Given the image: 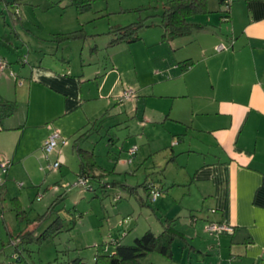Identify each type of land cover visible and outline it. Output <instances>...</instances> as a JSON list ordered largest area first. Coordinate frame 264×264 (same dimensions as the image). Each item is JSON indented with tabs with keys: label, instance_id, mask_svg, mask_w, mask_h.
Wrapping results in <instances>:
<instances>
[{
	"label": "rangeland",
	"instance_id": "374dc122",
	"mask_svg": "<svg viewBox=\"0 0 264 264\" xmlns=\"http://www.w3.org/2000/svg\"><path fill=\"white\" fill-rule=\"evenodd\" d=\"M164 1L92 0L87 9L78 11L68 0H0V93L16 99L17 104L14 113L3 120L11 128L0 132V162L8 161L6 172L0 167V264L12 259L10 252L17 246L24 247L22 264H62L64 258L74 256L92 264L97 252H113L112 238L130 243L146 229L157 233L164 216H174L182 234L172 241L171 256L151 251L141 264L228 262L227 250L219 246L226 236L205 228L210 222L207 209L191 213L187 204L194 197L192 191L178 199L181 187L177 183L186 182L196 165L219 153L189 125L207 117L191 111L196 90L209 89L213 82L206 62L195 61L189 73L176 67L177 59L188 52L201 55L198 33L164 39L159 24ZM204 15L194 14L190 20H205ZM208 15H212L209 24L216 23L217 30H223L227 22L220 21L216 12ZM141 20L152 24L140 27L137 40L107 45L110 27ZM78 27L86 34L56 41V32ZM35 60L54 69L68 64L73 73L81 74L86 100L67 111L64 105L49 108V101L57 99L41 90H33L30 97L28 80L18 74H25ZM112 68L114 72L99 90L104 74L94 76ZM114 80L113 93H107ZM126 89L134 96L119 101V93ZM198 107L194 105V110ZM97 118V129L81 145L93 150L95 172L104 173L100 178L108 182L105 186L92 179L85 184L80 181L71 145L73 137ZM54 129L66 143L56 145L45 159L41 144ZM132 145L137 149L128 162ZM57 150L65 153V160L54 169L48 163L57 159ZM144 180L155 189L161 183L167 192L152 197L150 188L146 191L138 186L136 192H129L122 184L137 185ZM13 195L20 197L26 219H16ZM54 199V209L48 211ZM56 215L61 229L42 234ZM31 229L36 236L16 246L18 231Z\"/></svg>",
	"mask_w": 264,
	"mask_h": 264
},
{
	"label": "crops",
	"instance_id": "0c3cea01",
	"mask_svg": "<svg viewBox=\"0 0 264 264\" xmlns=\"http://www.w3.org/2000/svg\"><path fill=\"white\" fill-rule=\"evenodd\" d=\"M211 1H206L209 12L200 13L206 14V19L194 21L204 25L194 30L199 36L196 42L201 55L188 52L177 59L176 67L181 71L189 70V73L194 71L195 61L206 62L213 82L209 89L196 90L197 100L191 111L207 117L202 122L195 120L197 124L189 122V125L200 132L197 134L201 135V141L210 142L219 154L203 159L192 169L186 182L177 183L181 187L178 199L192 191L194 197L187 204L192 214L206 208L210 221L233 227L231 232L219 233L226 236L219 245L228 252L226 264H264V0H229V18L224 20L227 23L223 30H217L216 23L210 25L207 21L212 12L223 21L219 2ZM221 41L227 44L222 43L224 47L216 49ZM35 61L27 71L25 68V74H18L21 79L28 80L30 97L33 90H41L47 97L57 99L49 101V108L64 105L67 111L86 100L81 83L84 79L81 74L69 70L68 64L54 69ZM181 61L191 64L183 68L177 64ZM113 72L112 68L102 74L94 73L97 74L94 77L104 74L97 87L99 90ZM20 83L26 84L22 80ZM115 86L116 80L107 93L112 94ZM194 105H199L197 110ZM54 113L57 115L58 110ZM4 126L6 128H1L0 123V132L11 128ZM59 152L65 160V153L57 150ZM157 189L159 193L167 192L161 183Z\"/></svg>",
	"mask_w": 264,
	"mask_h": 264
},
{
	"label": "trees",
	"instance_id": "16d2710c",
	"mask_svg": "<svg viewBox=\"0 0 264 264\" xmlns=\"http://www.w3.org/2000/svg\"><path fill=\"white\" fill-rule=\"evenodd\" d=\"M92 0H68L70 4H73L78 11H83L90 6ZM207 0H165L162 3V10L160 13V25L163 28L162 37L169 40L173 36L187 35L194 30L201 29L204 25L199 22H194L190 20L194 14L198 13H208V3ZM219 2L220 19L227 20L229 18V0H217ZM152 23H144L142 20L137 22H132L124 26L110 27L109 33H111V38L109 39L107 45H113L120 42H131L137 40L139 36V29L142 26L150 25ZM86 34L82 27L66 31V32H56V41L69 40L76 37H82ZM183 68H187L191 64L190 61H181L177 63ZM177 65V66H178ZM17 108L16 99L5 98L0 95V123L1 128H6L3 124V120L11 116ZM101 118V117H100ZM99 118V119H100ZM98 122V118L92 122V125L76 134L71 142L72 147L76 151L78 159V175L80 177H85L87 180H94L102 185H107V181H101L102 172H95L96 170V159L93 150L84 148L81 145L85 137L93 132ZM99 124V123H98ZM113 171V170H112ZM128 188L129 192H136L138 186H142L146 191L150 188L149 181H142L137 185H127L122 183ZM153 186V185H152ZM92 187V186H91ZM93 189V187H92ZM158 190V189H157ZM159 191V190H158ZM121 197V196H120ZM120 199V198H118ZM56 199L47 206V210H53ZM11 208L14 209L15 216L17 220L26 219V210L22 206L18 196L13 195L11 197ZM161 230L159 232H154L151 229H146L139 236L133 238L132 242L124 243L121 241V237H114L111 239L110 243L113 246V252H97L94 255L92 264H141L142 258L151 251H157L165 256H171V244L172 241L177 237L181 236V231L175 226V218L164 216L161 219ZM47 229H53L59 231L61 229V221L58 215H56L45 228L42 234H45ZM36 236L34 231L20 230L16 234L18 244L26 243V241L31 240L32 237ZM15 250L10 252L13 254L12 259L9 260L7 264H22L24 261V256L22 251L24 247L19 248L18 246L14 248ZM17 253V255H15ZM62 264H90L86 262L81 256H74L69 258H64Z\"/></svg>",
	"mask_w": 264,
	"mask_h": 264
},
{
	"label": "built area",
	"instance_id": "2783aa9c",
	"mask_svg": "<svg viewBox=\"0 0 264 264\" xmlns=\"http://www.w3.org/2000/svg\"><path fill=\"white\" fill-rule=\"evenodd\" d=\"M224 45L221 43L219 45L216 46V49H221L223 48ZM3 63L0 59V68H2ZM20 83V81H19ZM133 91L130 89H126L124 91H122L121 93H119V97L118 100L119 101H123L125 99H129L132 98L134 95L132 93ZM63 144L66 143V139L63 138L59 131L57 129L52 130L49 134H47V136L44 138L43 142H42V150L44 152L45 155V159H47L48 154L51 153L52 151L55 150L56 145L58 144ZM136 149L137 146L136 145H132L131 147H129L127 153H128V158L127 161L130 162L132 161V156L136 153ZM64 161V157L62 154H58V157L56 160H54L52 163H48V166L51 168H57L62 162ZM7 165H8V161L4 160L0 162V167H1V171H5L7 170ZM81 182H83L85 184V182L87 181V178L85 177H81ZM21 184V183H20ZM22 185V184H21ZM152 183H150V192L153 194L152 197H154L157 193H159V191L155 188L152 187ZM206 230L209 231L210 233H222V232H231L233 230V227L229 224H225V223H221V222H216V221H210L206 226H205Z\"/></svg>",
	"mask_w": 264,
	"mask_h": 264
}]
</instances>
